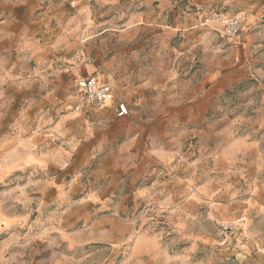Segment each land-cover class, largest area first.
I'll list each match as a JSON object with an SVG mask.
<instances>
[{"label":"rangeland","instance_id":"rangeland-1","mask_svg":"<svg viewBox=\"0 0 264 264\" xmlns=\"http://www.w3.org/2000/svg\"><path fill=\"white\" fill-rule=\"evenodd\" d=\"M22 1L0 0V264H264V0ZM91 75L113 111L140 87L130 140L71 101Z\"/></svg>","mask_w":264,"mask_h":264},{"label":"crops","instance_id":"crops-1","mask_svg":"<svg viewBox=\"0 0 264 264\" xmlns=\"http://www.w3.org/2000/svg\"><path fill=\"white\" fill-rule=\"evenodd\" d=\"M6 1L5 3L8 4V2H13L14 0H4ZM40 1V0H37ZM65 1H72V0H63V2ZM19 7L22 5L23 1L19 0ZM42 2V1H40ZM61 27V26H60ZM74 27V30H73ZM78 28H79V23L77 22L76 19H73V21H70L67 28H59L58 29V44H59V53L62 56L68 57V60L70 63L76 64V58L80 57V54H76V51L74 49H72V46H74L75 44V37L79 34L78 33ZM82 32V31H81ZM67 44V48H64L63 46ZM82 54L84 57H86V51H82ZM71 59V60H70ZM74 68V69H73ZM73 70L74 72L77 71V69L75 68V66H73ZM94 68H88L89 72H92ZM92 76V75H91ZM87 78V77H86ZM100 80H102L103 82H109L108 80H106L105 78H100ZM113 84V83H111ZM136 95H140V87L136 88V89H128V92L126 93L125 96L121 95L120 99L121 101H124L128 104L129 106V110H130V114L129 116H127L124 119H118L115 115V112L113 111V101L108 102L105 106H107L108 108V112L110 113V115H108L107 117L100 115L99 113L96 114L95 118L98 121H103L104 122V127L109 129L112 128V126L116 125V130L114 131V136L116 138H119L121 136H125L127 137V140H130L133 136L134 133V128H132V124L135 125L136 127H138L137 124V118L138 115L136 114L135 111H133L132 109V100ZM137 105V104H135ZM116 107V106H115ZM115 109V108H114ZM111 123H113L111 125ZM118 126L121 127L122 129H118Z\"/></svg>","mask_w":264,"mask_h":264},{"label":"built area","instance_id":"built-area-1","mask_svg":"<svg viewBox=\"0 0 264 264\" xmlns=\"http://www.w3.org/2000/svg\"><path fill=\"white\" fill-rule=\"evenodd\" d=\"M241 20L240 19H233L229 20L225 23L227 33L229 36L236 37L239 34L240 27H241ZM87 87L88 92L86 94V98L92 99L94 104H100L103 103V105H106L108 102L112 101L114 99V96L117 92V88L115 85L100 81L95 76H89L84 79L82 88ZM78 109L80 108V105H77ZM115 115L118 119H124L130 114L129 106L126 102L120 101L115 109H114Z\"/></svg>","mask_w":264,"mask_h":264},{"label":"clouds","instance_id":"clouds-1","mask_svg":"<svg viewBox=\"0 0 264 264\" xmlns=\"http://www.w3.org/2000/svg\"><path fill=\"white\" fill-rule=\"evenodd\" d=\"M75 83L76 84H79L80 81L79 80H76ZM68 87H72V84H69ZM87 92H88V88L87 87L81 88L71 98V101L72 102H78L79 105H80V108L84 111V113L87 114V113H90L91 112V115H92V117L94 119L97 118L96 117V114L97 113H99L100 115L105 116V117H107L108 115H110V113L108 112L107 106L103 105V103L94 104L93 103V100L95 98H92V99L86 98ZM0 99H4V97H3L2 94H0ZM59 102L60 101H54V103H59ZM9 103H10V101L5 100V102L3 104H0V127L3 126L4 119L8 115L7 107H8V104ZM93 109H94V111H92ZM86 123H87V120H85V119L82 118L81 121L79 122V126L80 127H83ZM96 127H97L98 131H100L101 125H97ZM100 134L102 135L103 132L100 131ZM255 247L259 250V252L261 254H264V247H262L259 244L255 245Z\"/></svg>","mask_w":264,"mask_h":264}]
</instances>
